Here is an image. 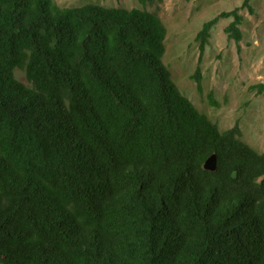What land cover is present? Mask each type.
Here are the masks:
<instances>
[{
  "label": "trees",
  "instance_id": "1",
  "mask_svg": "<svg viewBox=\"0 0 264 264\" xmlns=\"http://www.w3.org/2000/svg\"><path fill=\"white\" fill-rule=\"evenodd\" d=\"M166 35L138 7L0 0V264H264V150L179 89Z\"/></svg>",
  "mask_w": 264,
  "mask_h": 264
},
{
  "label": "rangeland",
  "instance_id": "2",
  "mask_svg": "<svg viewBox=\"0 0 264 264\" xmlns=\"http://www.w3.org/2000/svg\"><path fill=\"white\" fill-rule=\"evenodd\" d=\"M60 6H81L87 3L106 7H138L157 12L167 27L163 62L171 79L194 104L206 112L221 128L239 121L242 138L264 150V96L249 85L264 81V0H250L240 9L244 16L240 28L242 39L229 38L224 27L231 17L220 18L211 28L208 43L201 53L197 32L203 23L222 10L240 6L243 0H55ZM199 68L202 91L192 74ZM16 76L27 83L24 71ZM212 92L218 105L211 104Z\"/></svg>",
  "mask_w": 264,
  "mask_h": 264
},
{
  "label": "water",
  "instance_id": "3",
  "mask_svg": "<svg viewBox=\"0 0 264 264\" xmlns=\"http://www.w3.org/2000/svg\"><path fill=\"white\" fill-rule=\"evenodd\" d=\"M204 167L210 170H213L216 168V154L215 153H212L206 158L204 162Z\"/></svg>",
  "mask_w": 264,
  "mask_h": 264
}]
</instances>
